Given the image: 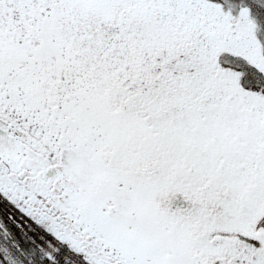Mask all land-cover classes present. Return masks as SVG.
Wrapping results in <instances>:
<instances>
[{
	"label": "snow or ice",
	"instance_id": "snow-or-ice-1",
	"mask_svg": "<svg viewBox=\"0 0 264 264\" xmlns=\"http://www.w3.org/2000/svg\"><path fill=\"white\" fill-rule=\"evenodd\" d=\"M0 264H264V0H0Z\"/></svg>",
	"mask_w": 264,
	"mask_h": 264
}]
</instances>
